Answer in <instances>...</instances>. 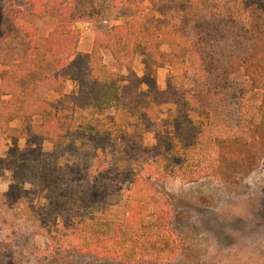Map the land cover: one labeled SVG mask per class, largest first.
I'll return each mask as SVG.
<instances>
[{"label": "rangeland", "instance_id": "obj_1", "mask_svg": "<svg viewBox=\"0 0 264 264\" xmlns=\"http://www.w3.org/2000/svg\"><path fill=\"white\" fill-rule=\"evenodd\" d=\"M28 1L0 0V74L22 54L28 67L47 53L44 39L55 23L33 15ZM137 1L162 20L180 0ZM101 30L73 23L56 55L90 51ZM101 56L105 72L120 80L119 104L135 101L149 121L129 124L116 140L76 134L57 152L47 141L13 140L0 130V264H154L95 255L92 237L80 233L85 219L120 221L134 191L169 212L177 251L164 264H264V154L251 172L229 182L211 172L216 155L206 134L235 138L241 132L249 140L259 125L262 92L253 90L236 110L219 107L202 135L182 112L191 79L175 85L168 68L151 58L137 56L124 68L107 51ZM76 92L75 81L52 80L41 97L54 103ZM19 124L17 119L10 126ZM221 124L236 126L235 132L226 133Z\"/></svg>", "mask_w": 264, "mask_h": 264}, {"label": "trees", "instance_id": "obj_2", "mask_svg": "<svg viewBox=\"0 0 264 264\" xmlns=\"http://www.w3.org/2000/svg\"><path fill=\"white\" fill-rule=\"evenodd\" d=\"M28 4L33 15L51 18L55 27L44 39L47 53L28 67L22 54L0 74V130L7 138L47 141L57 152L76 134L116 140L129 124L146 125L148 113L135 101L119 104L120 80L105 72L102 61L101 52L107 51L120 67L130 68L137 56H143L156 66H166L175 85L191 79L182 97V112L184 121L200 133L213 122L219 107L236 110L259 89L260 121L249 131V140L241 132L235 138L206 132L216 155L209 163L215 165L212 173L235 183L254 169L264 154V0H180L162 20L137 0H29ZM75 22L102 30L90 51L58 57L57 47ZM52 80L75 81L76 94L45 102L41 88ZM17 119L19 126L11 127ZM222 126L226 133L235 132L234 125ZM135 195L134 191L120 221L85 219L80 233L92 237L95 255L164 264L177 251L169 212L157 199Z\"/></svg>", "mask_w": 264, "mask_h": 264}]
</instances>
